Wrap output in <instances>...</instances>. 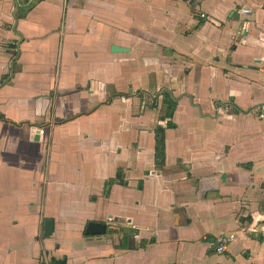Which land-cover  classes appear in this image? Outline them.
Instances as JSON below:
<instances>
[{"label":"crops","instance_id":"obj_1","mask_svg":"<svg viewBox=\"0 0 264 264\" xmlns=\"http://www.w3.org/2000/svg\"><path fill=\"white\" fill-rule=\"evenodd\" d=\"M263 26L264 0H0V264H264Z\"/></svg>","mask_w":264,"mask_h":264},{"label":"built area","instance_id":"obj_2","mask_svg":"<svg viewBox=\"0 0 264 264\" xmlns=\"http://www.w3.org/2000/svg\"><path fill=\"white\" fill-rule=\"evenodd\" d=\"M188 1L193 4H197L201 0H188ZM245 12H248V10H245ZM199 16L201 19L206 18L205 13L203 12H201ZM263 38H264V26H263ZM252 113H254L259 119L264 120V104L253 108ZM240 229L241 232H243L244 234L248 233V230L246 228L241 227ZM235 237H236L235 232L220 233L217 234L212 241H210V244L213 245L215 253L222 254L227 250L228 245L235 239Z\"/></svg>","mask_w":264,"mask_h":264},{"label":"trees","instance_id":"obj_3","mask_svg":"<svg viewBox=\"0 0 264 264\" xmlns=\"http://www.w3.org/2000/svg\"><path fill=\"white\" fill-rule=\"evenodd\" d=\"M163 104H164V113L162 118H170L173 112V109L176 104V98L172 97L169 93L164 92L163 96ZM168 127H172L173 124L171 122L167 123ZM155 159L157 163L163 162V128L156 127L155 128Z\"/></svg>","mask_w":264,"mask_h":264},{"label":"water","instance_id":"obj_4","mask_svg":"<svg viewBox=\"0 0 264 264\" xmlns=\"http://www.w3.org/2000/svg\"><path fill=\"white\" fill-rule=\"evenodd\" d=\"M123 48H120L118 46H112L111 50L112 51H119L122 50ZM105 224L103 222H98V221H90L87 223L85 227V234L86 235H98V234H103L105 232ZM43 236L47 237L53 232V220L51 219H46L44 221V226H43Z\"/></svg>","mask_w":264,"mask_h":264}]
</instances>
